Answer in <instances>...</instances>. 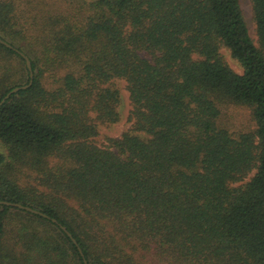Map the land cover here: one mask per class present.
<instances>
[{
  "label": "trees",
  "instance_id": "1",
  "mask_svg": "<svg viewBox=\"0 0 264 264\" xmlns=\"http://www.w3.org/2000/svg\"><path fill=\"white\" fill-rule=\"evenodd\" d=\"M89 0L0 39V264H264V0ZM0 44V101L27 85ZM226 50L240 67L224 61ZM130 129L120 121L121 89ZM249 109L250 128L224 110ZM69 234L70 237L67 235Z\"/></svg>",
  "mask_w": 264,
  "mask_h": 264
},
{
  "label": "rangeland",
  "instance_id": "2",
  "mask_svg": "<svg viewBox=\"0 0 264 264\" xmlns=\"http://www.w3.org/2000/svg\"><path fill=\"white\" fill-rule=\"evenodd\" d=\"M16 4V11L20 15L27 19H34L35 15H40V12L43 13L49 7H67L68 4L75 5L77 3L89 1V0H13ZM68 8V7H67ZM241 9L244 20L247 24L249 34L253 41L256 40L254 33L255 25L252 18V10L250 0H241ZM30 21V20H27ZM221 55L225 63L236 73H240V67L238 64L230 57L229 53L226 50H221ZM119 88L121 89V104L119 107L120 112V121L108 127H100L99 135L101 138H119L122 133L130 129V124L127 121V115L129 110L127 93L124 90V85L119 83ZM225 113V124L227 127L233 131H238L241 129L250 128L251 121L249 115V109L245 107H228L224 110Z\"/></svg>",
  "mask_w": 264,
  "mask_h": 264
},
{
  "label": "water",
  "instance_id": "3",
  "mask_svg": "<svg viewBox=\"0 0 264 264\" xmlns=\"http://www.w3.org/2000/svg\"><path fill=\"white\" fill-rule=\"evenodd\" d=\"M0 44H2L3 46L7 47V48H10V49H13L9 44H7L6 42H4L3 40L0 39ZM15 50V49H13ZM16 51V50H15ZM23 59H24V62H25V66H26V69L28 71V75H29V81L27 83V85H23V86H20V87H15L13 88L11 91H9L0 101V106L4 103V101L13 93H16L18 92L19 90H23V89H26L28 88L31 84H32V78H33V73H32V70H31V66H30V62L29 60L27 59V57L25 55H23L22 53L16 51ZM0 204L2 205H5V206H9V207H13V208H16V209H19V210H23V211H26V212H29V213H32V214H39L37 211L29 208V207H25V206H22L20 204H17V203H9V202H0ZM69 237L70 235L67 234Z\"/></svg>",
  "mask_w": 264,
  "mask_h": 264
}]
</instances>
